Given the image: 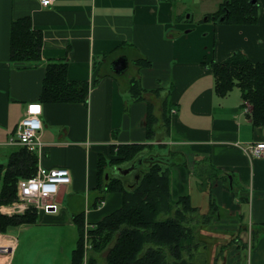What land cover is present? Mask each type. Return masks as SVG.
Here are the masks:
<instances>
[{"label": "crops", "instance_id": "obj_1", "mask_svg": "<svg viewBox=\"0 0 264 264\" xmlns=\"http://www.w3.org/2000/svg\"><path fill=\"white\" fill-rule=\"evenodd\" d=\"M201 3L56 0L45 8L38 0H0V164L18 146L10 140L27 105L38 102L43 105L44 144L38 166L66 168L72 175L58 196L59 210L39 211L36 225L66 229L84 213L92 226L119 210L121 194H108L94 206L100 157L110 160L122 146L144 145L145 154H151L142 156L136 169L131 168L135 163L117 167L113 176H123L132 186L146 163L162 162L171 170L174 199L190 197L194 218L206 201L204 216L212 224L199 229L210 232L217 245L222 237L234 240L228 258L218 254L212 264H238L234 261L243 256L248 264H264V154L254 157L251 152L252 145L264 142V127L251 124L239 88L224 97L217 94L211 66L235 53L264 63V0H258L254 24L182 26L190 5H196L198 15L218 11L208 14ZM23 17H30L33 29L43 35L37 64L11 60L12 24ZM122 57L127 67L116 73L113 63ZM52 62L67 63L68 79L87 84V104L40 101ZM202 167L212 172L204 174L205 186ZM129 168V173L119 171ZM4 208L0 212L9 214ZM13 229L0 234V264H12L16 256Z\"/></svg>", "mask_w": 264, "mask_h": 264}, {"label": "trees", "instance_id": "obj_2", "mask_svg": "<svg viewBox=\"0 0 264 264\" xmlns=\"http://www.w3.org/2000/svg\"><path fill=\"white\" fill-rule=\"evenodd\" d=\"M226 14V24H254L258 19V5H252L250 0H225L220 9L208 18L218 22ZM42 47L43 35L33 29L30 17L14 20L11 33L13 62L30 65L41 62ZM211 66L217 94L224 97L239 88L251 124L264 127V63H254L243 54L235 53L221 63L213 62ZM67 71V63L48 64L40 97L42 103L87 104V84L70 81ZM135 89H139L138 82ZM145 148L144 145H126L120 147L110 160L100 157V182L94 206L99 207L108 194H121L122 206L92 226L86 223L84 213L75 216L80 238L71 264H84L85 234L90 238L89 249L95 254L106 253V264H205L195 261L193 254L198 244L206 245L207 238L201 235L202 229L189 223L196 214L190 197L174 199L171 170L164 168L165 164L154 161L150 168L141 170L140 180L132 186H127L123 176H113L107 171L111 167L138 162L145 155ZM37 171V154L17 146L7 163L0 164V205L18 200L20 180L33 178ZM227 187L231 186L227 183ZM211 205L212 209L217 206L213 197ZM38 215L37 210L12 216L0 212V234H7L10 229L25 224H36ZM88 264H99L95 255L89 258Z\"/></svg>", "mask_w": 264, "mask_h": 264}, {"label": "rangeland", "instance_id": "obj_3", "mask_svg": "<svg viewBox=\"0 0 264 264\" xmlns=\"http://www.w3.org/2000/svg\"><path fill=\"white\" fill-rule=\"evenodd\" d=\"M224 1L225 0H202L200 6L203 11H207V13L209 14L210 12L212 13L219 10V3ZM195 10L196 5H190L189 9L185 10V14L183 15L182 20L180 21V24L182 26H187L189 29L192 26L198 27L200 24L213 23L208 19V15H206L205 13L204 15H198L195 13ZM191 14L192 18L187 19V17L191 16ZM184 31H186V29ZM150 154L151 151L147 152L145 156H149ZM6 163L7 159L3 161V164ZM148 165L150 164L146 163V166ZM151 165L149 166V168L151 167ZM146 166L143 167L144 171L147 169ZM116 167L117 166L107 169V171L110 172V175H113ZM200 169L202 171L203 176V185L205 186L206 177L211 176L212 172L210 170L203 172L204 167ZM204 174H208V176H205ZM203 197L206 200L207 195H204ZM13 204L14 203L12 202L10 204L0 205V208H8ZM200 208L201 209L199 213L196 215L195 218H192L189 223L190 225H193L195 228L198 229L202 225L209 229V226L212 223L211 219H209L207 216H204V214H206L208 210L206 201L200 203ZM31 210H37L38 212L40 211L35 207H31L27 211ZM27 211L25 213H27ZM15 214L21 213L5 215L12 216ZM11 233L17 239L16 256L12 258V264H71L72 254L74 251L72 248L77 247L78 240L80 238L79 227L75 224L71 227H67L66 229H62L61 226H40L38 224H25L14 228ZM201 235H204L205 238L208 237V242L206 241V245H197L195 249V254H193L195 256V261L197 260L204 262L205 264H212V261H214L213 258H215L218 254L221 255L223 253L224 256L228 258L229 252L231 251L232 247L235 246V244H233L234 240H232L231 242H225L223 240V237L219 241L218 245L216 243H213L212 234L210 232H202ZM237 238H239V236H237ZM88 240L90 241V238H88L87 234H85L84 264H88L89 258L93 257L94 255L96 256L99 264H106V253L95 254L92 249H89L90 244ZM87 250L88 252H86ZM232 257L235 258V256ZM246 258H244L243 256L240 260L236 261L234 259V262L238 264H248V260Z\"/></svg>", "mask_w": 264, "mask_h": 264}, {"label": "built area", "instance_id": "obj_4", "mask_svg": "<svg viewBox=\"0 0 264 264\" xmlns=\"http://www.w3.org/2000/svg\"><path fill=\"white\" fill-rule=\"evenodd\" d=\"M45 8H50L56 0H38ZM248 111V108H245ZM43 105L41 103H30L26 107V113L20 122L17 134L10 140V145L26 147L28 151L39 154L44 144L40 140V133L43 130ZM254 157H261L264 154V142L251 146ZM72 182V175L66 168L46 169L38 166L36 176L30 179L20 180L18 184V200L4 212L9 214L25 213L31 207H35L46 213H53L59 210L58 196L62 188Z\"/></svg>", "mask_w": 264, "mask_h": 264}, {"label": "water", "instance_id": "obj_5", "mask_svg": "<svg viewBox=\"0 0 264 264\" xmlns=\"http://www.w3.org/2000/svg\"><path fill=\"white\" fill-rule=\"evenodd\" d=\"M250 3L252 5H257L258 4V0H250ZM227 16L228 14H226L225 16L221 17L220 20L218 21L219 23H225L226 19H227ZM209 19V18H208ZM207 19V20H208ZM127 67V59L122 57L118 60H116L114 63H113V68L114 70L116 71V73H122ZM166 162L169 161L168 158H165L164 159ZM142 162L139 160L138 162H136L134 165H132V169H136ZM129 168V169H119L120 173L122 174H125V173H129L130 171H132V169ZM138 179V177H137Z\"/></svg>", "mask_w": 264, "mask_h": 264}]
</instances>
